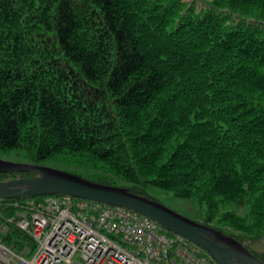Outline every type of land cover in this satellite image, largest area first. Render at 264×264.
Segmentation results:
<instances>
[{
    "label": "trees",
    "instance_id": "1",
    "mask_svg": "<svg viewBox=\"0 0 264 264\" xmlns=\"http://www.w3.org/2000/svg\"><path fill=\"white\" fill-rule=\"evenodd\" d=\"M9 154L195 200L193 220L264 259V0H0ZM46 196L0 198V242L31 257L15 202Z\"/></svg>",
    "mask_w": 264,
    "mask_h": 264
},
{
    "label": "built area",
    "instance_id": "2",
    "mask_svg": "<svg viewBox=\"0 0 264 264\" xmlns=\"http://www.w3.org/2000/svg\"><path fill=\"white\" fill-rule=\"evenodd\" d=\"M36 240L31 257L0 242V264H217L200 246L138 211L71 195L15 202Z\"/></svg>",
    "mask_w": 264,
    "mask_h": 264
},
{
    "label": "water",
    "instance_id": "3",
    "mask_svg": "<svg viewBox=\"0 0 264 264\" xmlns=\"http://www.w3.org/2000/svg\"><path fill=\"white\" fill-rule=\"evenodd\" d=\"M20 171L38 172V174L0 181V198L65 194L119 205L147 215L170 231L185 236L202 247L219 264H264V259L239 241L222 235L213 227L187 218L158 201L133 193L125 187L100 184L48 165L0 158V172ZM211 234H216V238Z\"/></svg>",
    "mask_w": 264,
    "mask_h": 264
},
{
    "label": "rangeland",
    "instance_id": "4",
    "mask_svg": "<svg viewBox=\"0 0 264 264\" xmlns=\"http://www.w3.org/2000/svg\"><path fill=\"white\" fill-rule=\"evenodd\" d=\"M0 158L17 161V162H26L23 158L16 157L11 154L1 155ZM43 165L50 166L49 164H43ZM51 166L58 169H62V167L58 165H51ZM157 196L161 200V202L164 203V205L170 207L174 211L178 212L179 214L187 218L193 219L195 217H199L200 214L202 213V207L195 200L176 197L171 192H164L161 190L158 191ZM254 247L257 250L264 253V240L262 242L256 243Z\"/></svg>",
    "mask_w": 264,
    "mask_h": 264
},
{
    "label": "flooded vegetation",
    "instance_id": "5",
    "mask_svg": "<svg viewBox=\"0 0 264 264\" xmlns=\"http://www.w3.org/2000/svg\"><path fill=\"white\" fill-rule=\"evenodd\" d=\"M211 236H212L213 238H216V234H211Z\"/></svg>",
    "mask_w": 264,
    "mask_h": 264
}]
</instances>
